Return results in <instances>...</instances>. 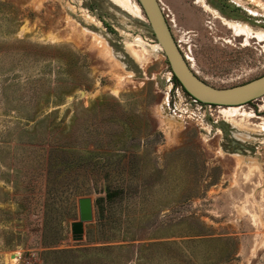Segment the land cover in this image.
<instances>
[{
	"label": "rangeland",
	"instance_id": "374dc122",
	"mask_svg": "<svg viewBox=\"0 0 264 264\" xmlns=\"http://www.w3.org/2000/svg\"><path fill=\"white\" fill-rule=\"evenodd\" d=\"M161 1L207 83L264 75V0ZM130 2L0 0V264H264V97L189 105Z\"/></svg>",
	"mask_w": 264,
	"mask_h": 264
},
{
	"label": "water",
	"instance_id": "95a60500",
	"mask_svg": "<svg viewBox=\"0 0 264 264\" xmlns=\"http://www.w3.org/2000/svg\"><path fill=\"white\" fill-rule=\"evenodd\" d=\"M136 1L142 9L144 20L124 11L126 16L135 22L145 25L151 31L154 40L162 49L173 76L177 78L189 95L202 103L223 107L243 106L264 97V75L247 83L229 88H218L207 83L195 72L175 39L162 1ZM79 214L80 221L74 222L73 232L77 233L80 231L78 234L82 238L83 225L93 220V202L90 198L80 200Z\"/></svg>",
	"mask_w": 264,
	"mask_h": 264
},
{
	"label": "bare ground",
	"instance_id": "6f19581e",
	"mask_svg": "<svg viewBox=\"0 0 264 264\" xmlns=\"http://www.w3.org/2000/svg\"><path fill=\"white\" fill-rule=\"evenodd\" d=\"M121 1V3H122V7L123 8H125V9H127V10H132L131 9V2H130V0H120ZM133 14L135 13V12H133V11H131ZM137 13V12H136ZM136 13H135V15H136ZM138 14V13H137ZM70 40L72 41V42H74L73 41V39L72 38H70ZM187 60H188V58H187ZM189 61V60H188ZM196 72V71H195ZM198 74V73H197ZM231 109H232V112H238L239 110H240V106H229ZM223 109V108H222ZM227 112V111H226ZM228 113V112H227ZM228 116H230V114L228 115ZM236 116V115H235ZM11 258H10V264H18L19 263V261H20V257L22 256V253H21V251H14V252H12L10 255H9Z\"/></svg>",
	"mask_w": 264,
	"mask_h": 264
},
{
	"label": "built area",
	"instance_id": "2783aa9c",
	"mask_svg": "<svg viewBox=\"0 0 264 264\" xmlns=\"http://www.w3.org/2000/svg\"><path fill=\"white\" fill-rule=\"evenodd\" d=\"M183 87L181 86V89ZM188 100V104L191 105V106H198L200 107L201 109L203 110H211L212 107H223V106H217V105H213V104H205V103H202L200 101H198L197 99H195L194 97H192L191 95H189V97H187ZM254 111V110H253ZM255 112V111H254ZM22 260V256L20 257V261ZM27 264H40V260L39 258H36V257H30L28 260H27Z\"/></svg>",
	"mask_w": 264,
	"mask_h": 264
},
{
	"label": "trees",
	"instance_id": "16d2710c",
	"mask_svg": "<svg viewBox=\"0 0 264 264\" xmlns=\"http://www.w3.org/2000/svg\"><path fill=\"white\" fill-rule=\"evenodd\" d=\"M174 79H175V81L177 82V84L181 85L175 76H174ZM107 197H108L109 199L112 198V197H113V196H112V193H109V194L107 195ZM79 232H80V231H79ZM79 232H77V233H79Z\"/></svg>",
	"mask_w": 264,
	"mask_h": 264
},
{
	"label": "flooded vegetation",
	"instance_id": "af4514ba",
	"mask_svg": "<svg viewBox=\"0 0 264 264\" xmlns=\"http://www.w3.org/2000/svg\"><path fill=\"white\" fill-rule=\"evenodd\" d=\"M179 85V84H178ZM181 86V85H180ZM173 88H174V86H173ZM182 90H183V92L185 93V96L186 97H189V94L182 88ZM224 107H227V106H224ZM264 123V122H263ZM77 230H78V228H77ZM79 230H80V228H79Z\"/></svg>",
	"mask_w": 264,
	"mask_h": 264
}]
</instances>
